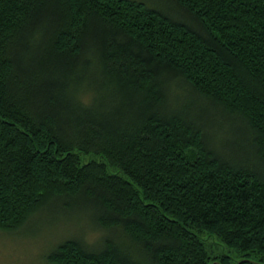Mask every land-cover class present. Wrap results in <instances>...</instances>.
Instances as JSON below:
<instances>
[{
  "label": "trees",
  "instance_id": "trees-1",
  "mask_svg": "<svg viewBox=\"0 0 264 264\" xmlns=\"http://www.w3.org/2000/svg\"><path fill=\"white\" fill-rule=\"evenodd\" d=\"M147 2L0 0V230L49 208L99 232L49 264H264V0Z\"/></svg>",
  "mask_w": 264,
  "mask_h": 264
},
{
  "label": "rangeland",
  "instance_id": "rangeland-1",
  "mask_svg": "<svg viewBox=\"0 0 264 264\" xmlns=\"http://www.w3.org/2000/svg\"><path fill=\"white\" fill-rule=\"evenodd\" d=\"M152 2L156 6L163 7L166 11L170 9L171 12L175 10L179 12L175 7V10L171 8L169 0H150L147 3L153 5ZM203 105L205 103L202 105L194 103L188 111L195 114V112L201 111ZM204 108L203 111L206 110L205 114H208L205 117L207 118L212 109ZM218 116L220 117V114ZM231 122L234 125L237 123ZM217 136L220 138V134ZM77 218L73 215L58 214L47 208L39 214V217L34 218L18 231L0 230V264H49L46 255L53 246L57 245L59 241L74 237L79 233L87 242L95 241L99 237V232H94L93 229L86 226L85 222H82L83 220H80L81 218Z\"/></svg>",
  "mask_w": 264,
  "mask_h": 264
}]
</instances>
